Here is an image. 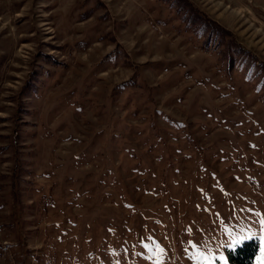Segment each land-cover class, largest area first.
I'll return each instance as SVG.
<instances>
[{"label": "rangeland", "instance_id": "374dc122", "mask_svg": "<svg viewBox=\"0 0 264 264\" xmlns=\"http://www.w3.org/2000/svg\"><path fill=\"white\" fill-rule=\"evenodd\" d=\"M264 0H0V264L264 261Z\"/></svg>", "mask_w": 264, "mask_h": 264}, {"label": "trees", "instance_id": "16d2710c", "mask_svg": "<svg viewBox=\"0 0 264 264\" xmlns=\"http://www.w3.org/2000/svg\"><path fill=\"white\" fill-rule=\"evenodd\" d=\"M257 241L252 239L245 241L235 250L231 251L228 264H252L253 258L257 253Z\"/></svg>", "mask_w": 264, "mask_h": 264}, {"label": "snow or ice", "instance_id": "6c2138e0", "mask_svg": "<svg viewBox=\"0 0 264 264\" xmlns=\"http://www.w3.org/2000/svg\"><path fill=\"white\" fill-rule=\"evenodd\" d=\"M262 226H264V222H262ZM221 264H224L223 258H220ZM157 264H159V261H157ZM208 264H212V262H208ZM260 264H264V261H261Z\"/></svg>", "mask_w": 264, "mask_h": 264}]
</instances>
